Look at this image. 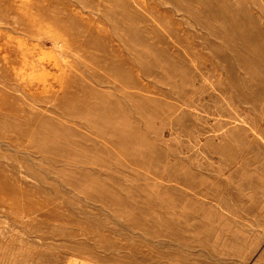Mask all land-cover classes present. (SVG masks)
<instances>
[{
  "label": "rangeland",
  "instance_id": "rangeland-1",
  "mask_svg": "<svg viewBox=\"0 0 264 264\" xmlns=\"http://www.w3.org/2000/svg\"><path fill=\"white\" fill-rule=\"evenodd\" d=\"M264 264V0H0V264Z\"/></svg>",
  "mask_w": 264,
  "mask_h": 264
},
{
  "label": "crops",
  "instance_id": "crops-1",
  "mask_svg": "<svg viewBox=\"0 0 264 264\" xmlns=\"http://www.w3.org/2000/svg\"><path fill=\"white\" fill-rule=\"evenodd\" d=\"M86 259H89L91 261L100 262V263H109V262H115L116 260L108 259L106 258L105 254L91 249L90 251L84 252L82 254Z\"/></svg>",
  "mask_w": 264,
  "mask_h": 264
},
{
  "label": "built area",
  "instance_id": "built-area-1",
  "mask_svg": "<svg viewBox=\"0 0 264 264\" xmlns=\"http://www.w3.org/2000/svg\"><path fill=\"white\" fill-rule=\"evenodd\" d=\"M66 264H107V263H100V262H95L91 261L89 259H86L82 254L80 253H73L70 254Z\"/></svg>",
  "mask_w": 264,
  "mask_h": 264
}]
</instances>
